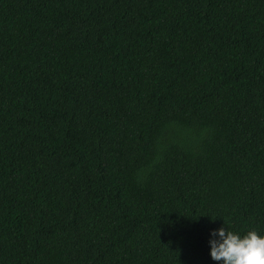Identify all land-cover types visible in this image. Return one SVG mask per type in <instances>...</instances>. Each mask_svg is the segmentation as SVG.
I'll list each match as a JSON object with an SVG mask.
<instances>
[{
    "label": "trees",
    "instance_id": "trees-1",
    "mask_svg": "<svg viewBox=\"0 0 264 264\" xmlns=\"http://www.w3.org/2000/svg\"><path fill=\"white\" fill-rule=\"evenodd\" d=\"M264 236V0H0V264H219Z\"/></svg>",
    "mask_w": 264,
    "mask_h": 264
},
{
    "label": "clouds",
    "instance_id": "clouds-1",
    "mask_svg": "<svg viewBox=\"0 0 264 264\" xmlns=\"http://www.w3.org/2000/svg\"><path fill=\"white\" fill-rule=\"evenodd\" d=\"M211 236L210 256L219 264H264V236L255 230L241 236L220 227Z\"/></svg>",
    "mask_w": 264,
    "mask_h": 264
}]
</instances>
